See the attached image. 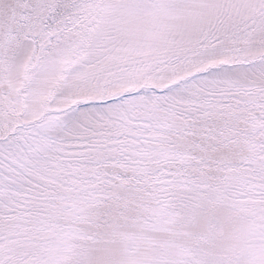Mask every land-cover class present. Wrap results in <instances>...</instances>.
<instances>
[{"label":"snow or ice","instance_id":"1","mask_svg":"<svg viewBox=\"0 0 264 264\" xmlns=\"http://www.w3.org/2000/svg\"><path fill=\"white\" fill-rule=\"evenodd\" d=\"M0 264H264V0H0Z\"/></svg>","mask_w":264,"mask_h":264}]
</instances>
